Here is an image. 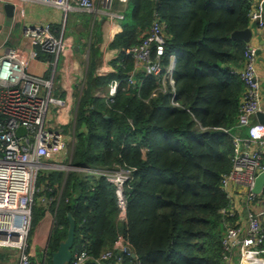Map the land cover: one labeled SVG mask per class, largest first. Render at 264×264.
I'll return each mask as SVG.
<instances>
[{"label": "trees", "instance_id": "1", "mask_svg": "<svg viewBox=\"0 0 264 264\" xmlns=\"http://www.w3.org/2000/svg\"><path fill=\"white\" fill-rule=\"evenodd\" d=\"M129 3L133 18L122 22L111 49L123 53L140 44L158 13L168 38L165 63L177 56L176 96L151 97L161 84L154 76L135 87L123 81L113 105L93 96L97 85L127 77L135 66L131 56L122 65L113 62L117 75L91 77L76 114L70 162L77 170H43L37 178L32 226L48 212L55 216L45 264H52V252L67 237L69 214L76 221L73 253L87 250L92 257L85 264H95L94 258L122 237L136 253L125 257L126 264H222L227 218L221 210L229 201L221 181L234 152L224 129L232 132L237 125L245 92L239 69L246 43L232 33L250 27V5L243 0ZM97 54L93 49L92 62ZM118 167L135 169L122 191L126 219L118 185L79 170ZM13 256L0 252V262Z\"/></svg>", "mask_w": 264, "mask_h": 264}, {"label": "built area", "instance_id": "2", "mask_svg": "<svg viewBox=\"0 0 264 264\" xmlns=\"http://www.w3.org/2000/svg\"><path fill=\"white\" fill-rule=\"evenodd\" d=\"M157 1V0H156ZM250 5L248 16L258 30L264 29V4L256 0H243ZM130 0H0L5 4H43L69 12L82 11L95 16L102 15L119 25L126 19L125 9ZM118 6V8H116ZM22 34L33 47L30 58H37L35 47L51 56L54 70L61 57L69 52L64 35L56 34L52 23L24 24ZM166 24L158 13L149 27L147 36L140 44L125 50L126 55L135 59L134 69L123 79L110 82L106 92L97 95L113 105L116 102L119 85L127 81L129 85L141 86L148 76L161 80L151 97L159 92L176 96L173 74L177 56L171 54L167 63ZM1 48V45H0ZM259 47L246 43L244 66L239 71L245 86L239 109L238 123L229 133L233 139L232 168L223 174L221 188L229 204L221 213L226 232L222 239V264H247L250 259L263 260L264 253V188L255 192L256 180L264 172V123L254 121L262 105V85L258 76ZM141 73L142 78H136ZM55 74V73H54ZM54 74L50 79L31 74L16 48L6 47L0 55V248L11 249L14 264H33L29 237L33 223L37 178L43 170L66 168L59 160L67 151L68 137L59 127L50 126L49 112L54 104L62 103L52 95ZM45 90V93H42ZM174 101V100H173ZM174 105H179L173 102ZM27 133L16 136L19 127ZM247 131L243 136L241 132ZM72 167L67 166L68 169ZM66 168V169H67ZM72 170V169H71ZM77 170V169H74ZM81 172L99 177L105 176L118 185L121 216L127 217V198L123 187L133 179L135 169L118 167L112 170L79 168ZM45 201V200H44ZM48 200L46 201V203ZM130 245L120 238L113 248L104 251L95 264H126L130 255ZM91 255L87 250L73 253L69 264H85ZM264 261V260H263Z\"/></svg>", "mask_w": 264, "mask_h": 264}, {"label": "crops", "instance_id": "3", "mask_svg": "<svg viewBox=\"0 0 264 264\" xmlns=\"http://www.w3.org/2000/svg\"><path fill=\"white\" fill-rule=\"evenodd\" d=\"M256 3L264 4V0H256ZM116 8H118V6ZM125 14L126 21H124L130 22L134 14V7L131 3L126 6ZM46 22L52 23L56 34L64 35V40L69 46L68 54L60 58L55 70L50 64V56L42 50L43 54L39 53V47H35L37 58H30V51L33 47L30 41L22 34V26L24 24L35 25ZM249 29L252 31V36L250 41L245 43L254 44L263 51L264 29L258 30L256 24H251ZM121 30L122 24L116 25L112 20L102 15L93 18L92 14L82 11L69 12L66 16L61 9L55 7L36 3H26L25 5H17L13 15L9 16L5 10V6H0V55L3 53L4 48L13 47L20 53L25 62L26 70L29 73L47 79H50L55 73L52 95L61 100L62 103L51 106L50 112L53 111V116L50 119V123H57L56 128L59 127L63 130L66 127L67 130L69 127L75 129L79 103L91 77L104 78L115 74L117 75L113 67V62L118 61V63L122 65L127 57L131 56L126 55L125 51L123 53L120 51L119 53L118 51L112 50L110 47L115 36L119 34ZM93 49H95L98 54L92 62ZM260 55L257 68L262 85V105L264 108L263 52ZM131 57L134 59L133 56ZM243 66L244 64L240 67L239 71ZM136 78L141 79L142 74H137ZM116 79L117 76L110 82ZM107 89V84H99L92 90V95L97 97L96 94L106 92ZM42 93H45V90ZM254 121H258V118H254ZM241 134L245 136L247 135V131L243 130ZM45 199L47 200V198H44V200ZM46 200V205H44L45 208H47L49 204V202L46 203ZM48 213H46L44 219L47 217Z\"/></svg>", "mask_w": 264, "mask_h": 264}, {"label": "rangeland", "instance_id": "4", "mask_svg": "<svg viewBox=\"0 0 264 264\" xmlns=\"http://www.w3.org/2000/svg\"><path fill=\"white\" fill-rule=\"evenodd\" d=\"M93 15V14H92ZM95 17V15H93V18ZM53 116V111L49 112V120L52 118ZM50 126L52 127H56L57 123H50ZM67 137H68V146H67V151L64 154V156H62L60 158V162L67 168V166H70V160H71V155H72V151H73V143H74V129L72 127H70L67 132H65ZM66 168H56L60 171H65L66 173L68 171H70V169H66ZM77 169V168H74ZM37 197V196H36ZM42 203L44 205L45 201L42 200ZM36 208V206H35ZM35 208H34V213H35ZM55 217L51 214L48 213L47 217L44 219V217L42 218V223H40V225H38L36 228L32 226V230L30 233V237H29V242H30V250L31 253L33 255V257H35V262L37 264H45V260L48 258L49 256V252H48V247H49V242H50V238H51V234H52V230L54 228V224H55ZM33 224V223H32ZM0 252L1 253H10L15 254L14 251H12L11 249H5V248H0ZM260 258H263L264 260V253L260 256ZM15 260H11V261H4V262H0V264H14Z\"/></svg>", "mask_w": 264, "mask_h": 264}, {"label": "water", "instance_id": "5", "mask_svg": "<svg viewBox=\"0 0 264 264\" xmlns=\"http://www.w3.org/2000/svg\"><path fill=\"white\" fill-rule=\"evenodd\" d=\"M5 10L9 16H12L15 10L14 4H5ZM252 36V31L247 28L245 30H237L232 33V38L240 39L244 42H249ZM261 53V50H259ZM258 121L264 123V112H259L257 114ZM27 133L25 127H19L16 130V136L22 137ZM75 167H71L70 170H74ZM264 188V172L261 173L256 180L255 192L259 193ZM46 200V199H45ZM47 201V200H46ZM69 228L67 232V237L59 243V247L56 251L52 252L51 259L52 264H69L73 257V247L75 245V234H76V221L71 214L68 215ZM130 255L136 258V253L129 249Z\"/></svg>", "mask_w": 264, "mask_h": 264}, {"label": "bare ground", "instance_id": "6", "mask_svg": "<svg viewBox=\"0 0 264 264\" xmlns=\"http://www.w3.org/2000/svg\"><path fill=\"white\" fill-rule=\"evenodd\" d=\"M247 264H264L263 260L252 258L250 259V262H247Z\"/></svg>", "mask_w": 264, "mask_h": 264}]
</instances>
